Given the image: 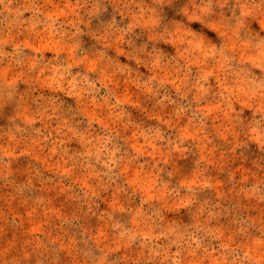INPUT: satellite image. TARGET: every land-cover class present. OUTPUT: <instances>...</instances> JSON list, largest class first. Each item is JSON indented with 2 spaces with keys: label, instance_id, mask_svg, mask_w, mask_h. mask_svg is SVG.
<instances>
[{
  "label": "clouds",
  "instance_id": "1",
  "mask_svg": "<svg viewBox=\"0 0 264 264\" xmlns=\"http://www.w3.org/2000/svg\"><path fill=\"white\" fill-rule=\"evenodd\" d=\"M0 264H264V0H0Z\"/></svg>",
  "mask_w": 264,
  "mask_h": 264
}]
</instances>
